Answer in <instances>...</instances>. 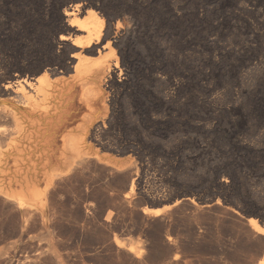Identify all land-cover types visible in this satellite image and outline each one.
<instances>
[{"label": "rangeland", "instance_id": "1", "mask_svg": "<svg viewBox=\"0 0 264 264\" xmlns=\"http://www.w3.org/2000/svg\"><path fill=\"white\" fill-rule=\"evenodd\" d=\"M80 3L82 18L98 10L106 34L64 45L75 29L66 10ZM79 52L94 64L88 82L73 68ZM48 72L67 96L61 141L47 137L24 186L7 173L13 164L0 168V264L260 263L264 0H0V111L14 102L4 83ZM12 124L0 120L9 132ZM83 130L103 159H61L64 134ZM11 137H0L3 150Z\"/></svg>", "mask_w": 264, "mask_h": 264}, {"label": "bare ground", "instance_id": "2", "mask_svg": "<svg viewBox=\"0 0 264 264\" xmlns=\"http://www.w3.org/2000/svg\"><path fill=\"white\" fill-rule=\"evenodd\" d=\"M86 3V1H85ZM87 4V3H86ZM85 5L80 3L76 4L75 9L72 8V10H66V14L68 19V23L66 24V27L68 29H74L70 31V36L66 35V37H61V43L64 44V41H66L67 38H72V44L73 47L79 46L78 44H85V43H91V42H99L102 37L106 34H104L105 29H104V21L103 18L99 15L98 10H95L94 8H88L85 10L86 16L81 17L80 16V8L84 7ZM67 9V8H66ZM65 12V11H63ZM66 17V18H67ZM65 21V22H66ZM74 23L77 24L76 27L73 25ZM110 23V22H109ZM109 26V25H108ZM112 26V25H111ZM115 26V25H114ZM107 30V29H106ZM109 31V30H108ZM112 31V30H111ZM80 32L81 34H79ZM108 33V32H107ZM112 33V32H111ZM109 36V35H108ZM66 38V39H64ZM68 40V39H67ZM106 40V39H105ZM110 41V40H109ZM65 45V44H64ZM88 45V44H87ZM105 45V44H103ZM106 48V46L103 48L97 47L96 51L102 55L103 50ZM74 49V48H73ZM81 49V48H80ZM117 51V50H116ZM86 52V51H85ZM106 52V51H105ZM89 53V52H88ZM76 60L75 65L73 66L74 71H76L77 75L86 80L91 73L92 70V62L87 58L86 53H76L73 54ZM94 55V53H93ZM88 56H90L88 54ZM94 57V56H93ZM106 57V56H105ZM74 60V59H73ZM95 60V59H94ZM117 60V58H116ZM96 61V60H95ZM94 61V62H95ZM113 61V60H112ZM111 63L113 64V62ZM110 62V61H109ZM98 64V63H97ZM107 64V63H106ZM109 64V63H108ZM116 67L119 68L118 62L114 63ZM96 65V64H95ZM103 65L102 62H99L98 64ZM106 66V65H105ZM98 67V66H97ZM104 67V66H103ZM108 69L111 68V65L109 64ZM99 69V68H97ZM105 68H103L104 70ZM123 69V68H122ZM96 71V69H94ZM113 71V70H112ZM121 71V70H120ZM47 72V71H46ZM98 72V71H97ZM100 72V70H99ZM108 72V71H107ZM116 72V71H115ZM75 73V74H76ZM110 73V72H109ZM50 73L48 72L44 76H37L34 81L27 79L26 77L21 78V80L18 78L16 81L12 82L11 80L8 81L7 83H4V86L7 90L12 89L14 92V102L8 103L1 107L0 111V120L2 117L5 115H11L13 119V128H10V132L8 128H0V137L8 132L10 135H12L11 139L12 144L9 149L3 150V148L0 147V168H5L6 167H12L11 165H14L15 170L7 172L8 174L12 172L11 174V180L13 182H18L21 183L22 186L24 184L33 178V175L35 174L33 171L36 168H33L37 166L36 164L42 161L41 159L44 158L45 155V146H46V139L47 137L51 138V142H58L61 140H56L59 136V132L62 131L61 128H58V123L56 122L57 114L63 111L62 109V103L63 99L66 96L65 93V86L64 84L62 85L60 82L57 80L54 81L52 77L49 75ZM101 74V73H100ZM76 75V77H77ZM110 75V74H109ZM96 76V75H94ZM100 76V75H99ZM107 76V74H106ZM56 78V77H55ZM78 78V77H77ZM79 78V79H80ZM105 78V77H104ZM101 78V79H104ZM90 79V78H89ZM99 79V78H98ZM106 79V78H105ZM62 80V79H61ZM83 80V81H84ZM88 80V79H87ZM86 80V81H87ZM100 80V79H99ZM69 81V80H68ZM81 81V80H80ZM63 82V81H62ZM88 82V81H87ZM90 82V81H89ZM95 82V81H93ZM92 82V83H93ZM67 83V82H66ZM69 83V82H68ZM83 83V82H82ZM29 88L32 87V89L28 90L26 85ZM79 84V83H78ZM98 83H96L97 86ZM101 84V83H100ZM104 84V83H103ZM102 84V85H103ZM67 85V84H66ZM69 85V84H68ZM71 85V84H70ZM85 85V84H84ZM75 86V84H74ZM70 87V86H69ZM92 87V86H91ZM78 88V87H77ZM76 88V90H77ZM81 88H84V96L87 100L90 99L91 94H93V91L91 88H86V86H82ZM93 88V87H92ZM73 89V88H72ZM79 89V88H78ZM95 89V88H94ZM68 91V89H67ZM71 91V90H70ZM101 91V90H100ZM99 92V91H98ZM104 92V91H103ZM78 93V92H77ZM75 93V95L77 94ZM80 93V92H79ZM78 93V94H79ZM106 95V94H105ZM69 96V95H68ZM72 96V95H71ZM101 96V95H100ZM67 97V96H66ZM70 97V96H69ZM68 97V98H69ZM74 97V95H73ZM105 98V97H104ZM72 99V97H71ZM92 99V97H91ZM98 99V97H97ZM96 99V100H97ZM70 100V98H69ZM81 100V99H80ZM108 101V100H107ZM81 102H83L81 100ZM93 102V101H92ZM104 102V101H103ZM102 102V104H103ZM79 103V102H78ZM77 103V105H78ZM86 103V102H85ZM106 103V102H105ZM73 104V103H71ZM90 104V103H89ZM101 104V106H102ZM75 105V103H74ZM84 105V104H83ZM98 105V104H97ZM105 105V104H104ZM93 106V105H92ZM99 106V105H98ZM100 106V107H101ZM105 107V106H104ZM108 107V106H107ZM69 108V107H67ZM75 108V107H74ZM85 108V107H84ZM83 108V109H84ZM88 109V108H87ZM68 110V109H67ZM70 110H73L70 109ZM82 110V109H80ZM85 110V109H84ZM109 110V108H108ZM69 111V110H68ZM96 111V109H95ZM98 111V109H97ZM71 112V111H70ZM65 113V112H64ZM86 113H89L86 112ZM92 113V112H91ZM63 114V113H62ZM84 114V113H83ZM107 114V113H106ZM82 115V114H81ZM93 115V114H92ZM91 115V116H92ZM83 116V115H82ZM104 116V115H102ZM59 117V116H58ZM61 117V116H60ZM81 117V116H79ZM93 117V116H92ZM91 117V119H92ZM65 118V117H64ZM75 118V117H73ZM61 119V118H60ZM59 119V120H60ZM67 119V118H66ZM94 119V118H93ZM58 120V118H57ZM85 120V119H83ZM89 120V119H88ZM105 120V119H104ZM72 121V120H70ZM80 121V120H79ZM86 121V120H85ZM91 121V120H90ZM59 122V121H58ZM61 123V122H59ZM65 124V122H64ZM63 124V125H64ZM73 125V124H71ZM75 125V124H74ZM61 126V125H59ZM70 126V125H69ZM62 127V126H61ZM66 127V125H65ZM73 127V126H72ZM68 128V126H67ZM76 128H78L76 126ZM91 129V128H90ZM80 130V129H79ZM48 132V133H47ZM61 133V132H60ZM66 133V132H65ZM48 134V136H47ZM89 136V131L88 130H83V131H73V132H68L64 134L63 139V144H62V150L59 151L62 154L63 160L66 162H72V164H82L86 161H88L89 157L91 156L96 157L98 159H103L99 151H91L89 150V147L87 145V140ZM46 137V138H45ZM61 137V136H60ZM10 140V139H9ZM49 142V141H48ZM11 143V142H10ZM53 144V143H52ZM60 144V142H59ZM55 145V144H54ZM1 146V145H0ZM8 146V145H7ZM56 146V145H55ZM97 146V145H96ZM6 149V148H5ZM53 150V148H51ZM97 149V148H96ZM99 150V148H98ZM51 153V152H50ZM58 153V152H57ZM56 153V154H57ZM106 153V152H105ZM108 153V152H107ZM106 153V154H107ZM47 154V153H46ZM54 154V153H53ZM52 154V155H53ZM111 155V153L109 152ZM51 155V156H52ZM58 155V154H57ZM54 156V155H53ZM52 156V158H53ZM105 156V154H104ZM46 157V156H45ZM51 158V159H52ZM117 158V156H116ZM123 159V158H121ZM56 160V159H55ZM112 160V159H111ZM114 160V159H113ZM127 160V159H126ZM101 160H99L100 162ZM45 162L48 163V161L45 160ZM43 162L42 164H44ZM64 162V161H63ZM109 162V161H108ZM117 162V161H116ZM122 162V161H121ZM120 162V163H121ZM128 162V161H126ZM131 162V161H130ZM46 163V166H47ZM54 162H52L53 165ZM58 163V161H57ZM103 163V162H102ZM106 163V162H105ZM123 163V162H122ZM137 163V162H136ZM11 164V165H10ZM65 163H63L64 165ZM68 164V163H67ZM49 165V164H48ZM117 165V163H116ZM122 165V164H120ZM132 165V164H131ZM41 166V165H40ZM43 166V165H42ZM57 166V165H56ZM112 166V165H111ZM123 166V165H122ZM126 166V165H125ZM130 167V166H129ZM13 168V167H12ZM74 168V166H73ZM128 168V167H127ZM44 169V168H43ZM47 170V168H46ZM39 171V170H38ZM37 171V172H38ZM45 171V170H44ZM48 171V170H47ZM72 170H70L71 172ZM36 172V173H37ZM43 172V171H42ZM52 172V171H51ZM57 172V171H56ZM34 173V174H33ZM48 172H46L47 174ZM5 174V173H4ZM57 174V173H56ZM38 175V173H37ZM41 175V174H40ZM43 175H45L43 173ZM50 175V174H49ZM59 175V174H58ZM65 175V174H64ZM67 175V174H66ZM36 176V175H35ZM61 176V175H60ZM38 177V176H36ZM57 177V175H56ZM5 178V177H4ZM2 178V180L4 179ZM50 178V177H47ZM39 178H37L38 180ZM46 179V178H44ZM51 180V179H49ZM48 180V182H50ZM55 180V179H54ZM5 181V180H4ZM39 182V180H38ZM47 182V181H46ZM47 182V183H48ZM54 182V181H53ZM33 183V182H32ZM9 184V183H8ZM45 184V183H44ZM43 184V185H44ZM6 185V184H5ZM49 185V184H48ZM4 186V185H3ZM9 186V185H8ZM13 186V184H12ZM16 186V185H15ZM26 186V185H25ZM10 187V186H9ZM39 187V186H38ZM46 187V186H45ZM7 188V186H6ZM20 188V187H19ZM36 188V187H35ZM51 188V187H50ZM14 189V188H13ZM16 189V187H15ZM26 189V188H25ZM49 189V187H48ZM3 190V189H2ZM25 191V190H24ZM44 191V189H43ZM7 194L8 197H11L13 200L17 202V204L20 207L27 206L28 204V197L26 196L23 192L19 193H12L10 191H2ZM27 192V191H26ZM32 194V193H31ZM47 194V193H46ZM30 195V194H29ZM35 196V194H32ZM50 195V194H49ZM43 196V195H42ZM30 197H32L30 195ZM37 198V197H34ZM33 198V199H34ZM46 198V197H45ZM50 199V198H49ZM47 199V200H49ZM32 200V198H31ZM34 201V200H33ZM41 201V200H40ZM44 201V200H43ZM39 202V201H38ZM8 203V202H7ZM51 207V204H50ZM170 207V206H169ZM165 208V207H163ZM167 208V207H166ZM16 209V208H15ZM52 209V208H51ZM18 210V209H17ZM152 210L155 215L158 216V214H161L162 208H155V209H149ZM147 211V210H146ZM151 211V212H152ZM164 211V209H163ZM26 212V211H25ZM51 212V211H50ZM30 214V211H29ZM28 214V215H29ZM51 214V213H50ZM149 214V213H148ZM32 215V214H31ZM251 221H256L251 218ZM256 224V223H255ZM258 224V223H257ZM260 224V223H259ZM254 226V225H253ZM256 228L264 231V227L260 225H256ZM261 260V259H260ZM259 264H264V257L260 261Z\"/></svg>", "mask_w": 264, "mask_h": 264}]
</instances>
